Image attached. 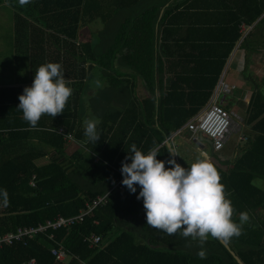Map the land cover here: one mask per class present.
<instances>
[{
    "label": "trees",
    "instance_id": "1",
    "mask_svg": "<svg viewBox=\"0 0 264 264\" xmlns=\"http://www.w3.org/2000/svg\"><path fill=\"white\" fill-rule=\"evenodd\" d=\"M194 1L0 0V6L14 10V49H26L30 66L19 85L0 87V188L8 194L6 203L0 198V237L58 216L77 215L123 179L122 161L132 143L144 152L156 148L157 159L170 167L167 161L173 156L166 141L208 105L243 37L241 25L264 17V0H234L233 18L218 25L229 27H217L220 36L213 41L210 33L216 29L197 27L193 20L194 9L201 8ZM141 3L147 6L134 10ZM99 22L105 24L102 34L93 33L89 42L76 44L82 26ZM47 62L61 64L72 94L63 113L43 115L32 126L17 109L18 97L32 84L38 66ZM94 69L106 80L91 98L99 118L97 143L87 140L79 119L81 96ZM136 79L147 87L149 94L143 99ZM246 113L247 140L231 161L222 160L204 139L210 163L232 202V219L239 223V214L248 213L239 236H209L201 244L191 237L168 235L146 224L143 201L137 199L139 187L131 193L123 185L124 191L84 222L40 233L26 244L3 246L0 264L32 258L41 264H80L77 257L89 264H264V187L255 183L264 182L260 91L253 94ZM61 128L84 142L85 149L75 146L71 151L73 143L58 133ZM92 234L102 237L100 247L91 249L85 242ZM59 244L72 256L68 263L52 255Z\"/></svg>",
    "mask_w": 264,
    "mask_h": 264
},
{
    "label": "clouds",
    "instance_id": "2",
    "mask_svg": "<svg viewBox=\"0 0 264 264\" xmlns=\"http://www.w3.org/2000/svg\"><path fill=\"white\" fill-rule=\"evenodd\" d=\"M24 3V0H20ZM72 89L66 83L62 66L47 62L38 66L33 82L19 95L17 109L23 119L36 126L43 115L55 117L63 113ZM98 119L84 121V135L89 142L97 143L100 134ZM122 161L121 183L131 193H139L145 209L146 224L168 235L191 237L203 244L209 236L229 238L239 236L242 225L248 221L247 212L239 214V223L232 219L234 209L225 192L216 168L207 157L197 159L183 167L175 159H157L156 148L142 151L135 143L127 150ZM170 153L175 156L174 152ZM7 190L0 188V198L7 202ZM203 256V250L200 252Z\"/></svg>",
    "mask_w": 264,
    "mask_h": 264
},
{
    "label": "crops",
    "instance_id": "3",
    "mask_svg": "<svg viewBox=\"0 0 264 264\" xmlns=\"http://www.w3.org/2000/svg\"><path fill=\"white\" fill-rule=\"evenodd\" d=\"M193 3H195L194 0ZM198 3L200 4L201 8H199L198 10L194 9L193 14L195 13L196 14L193 16V20L194 22L197 21L198 23L197 27L216 29L215 33H210V35L212 39H215L213 41H217L218 39L217 36H220L219 28L217 27H229V26H218L219 23L220 22L224 23L225 20H229L230 18H233V11L230 8L234 6V0H198ZM205 5L211 7L206 8ZM219 6L221 7V9L219 8ZM246 27H247L246 30L242 26L240 27V33L243 35V37L236 44L233 52L228 58L226 67L222 74L225 78V81L229 85L235 86V89L229 94L225 106V108L233 115V117H236L238 119V121L234 120V124H235L234 131H236L237 129L240 137L238 139V143L235 145V148L233 149V153L237 152L238 148L241 147L240 144H242L243 141H241L240 139L242 137H246L244 134V130L249 129L247 126H245L244 121L253 94L255 92L260 91L264 95V17L262 20L259 19L253 25H246ZM226 35L229 36L228 38H231L230 36H232V32H228ZM92 38L93 36L89 39L82 38L80 35L79 39L76 41V44L87 43ZM214 43H218V42H214ZM14 53H15V49H14ZM16 56L17 55L15 54V57ZM23 59L26 62V59L25 58ZM26 65L27 66H25V74L23 73L24 76H22L23 79H25L26 76H28L30 70L29 69L30 66L28 65V63ZM15 74L17 76V79L13 80L12 83L13 85H17V84L19 85V83H21L23 79L21 80L18 77V72H16ZM101 74L102 73H100L99 75ZM136 83H137L136 88L139 96L142 98L148 96L149 93L144 81L141 79H136ZM104 86H106V81L103 84V86L101 85L100 87L98 86L97 90H95L91 94V98L94 95H96L97 91H99ZM91 115L93 116V113ZM79 119L81 122L80 124L81 125L84 124L85 120L83 119V117ZM94 119H98L97 116L96 118L94 117ZM81 128L84 129V126L83 127L81 126ZM184 136H187L186 139L187 141H189V143L192 142L194 143V145H196L197 152L198 149H202L204 152L206 151V149L210 150V148L208 147V145L205 143L204 140H202L200 143H195L192 140L190 141L189 140L190 136L188 133L176 137L175 139H173L174 142L170 141L173 146L174 153L176 154L175 160L177 161V163L181 164L183 167H188L196 160L194 158L195 153L193 152L195 151V148L189 146L190 144L186 142L185 139H183ZM78 144L81 145L82 148H84V142L81 143L80 141H78ZM244 144L245 142L242 144V146ZM73 145H77V143H73ZM184 145L187 146L183 147ZM221 152L222 151H220L219 153ZM204 154L207 157V154L206 153ZM235 155L233 154L232 157H228L222 154L220 158L224 161L225 160L231 161L235 157ZM207 159L209 162L212 159L210 152L208 154ZM223 167L226 168V165H223Z\"/></svg>",
    "mask_w": 264,
    "mask_h": 264
},
{
    "label": "built area",
    "instance_id": "4",
    "mask_svg": "<svg viewBox=\"0 0 264 264\" xmlns=\"http://www.w3.org/2000/svg\"><path fill=\"white\" fill-rule=\"evenodd\" d=\"M241 26L245 30L247 29L245 24H242ZM234 89L235 86L229 85L222 75L208 105L168 140L173 141V139L176 137L188 133L190 139L195 143H200L202 140L208 139L211 142L212 148L215 152L222 151L228 144L235 126L233 115L225 108L227 98ZM58 133L63 135L64 139L68 143L78 144V140L75 138V136L73 134L66 133L64 129H59ZM240 140L246 142L247 139L246 137H242ZM121 181L122 179L116 183H112L111 187L104 195H100L88 202L85 209H82L75 216H58L54 220H48L44 224H40L36 227L18 228L16 231L10 232L0 237V248L5 245H12L15 243L26 244L28 240L34 239L40 233L57 231L61 229H70L76 224L84 222L88 215L92 214L96 209L106 205L114 194L125 190ZM31 186L35 187L34 181L31 182ZM95 223L98 224L97 221ZM50 238L53 239L54 235H50ZM102 241V237L96 234H92L85 239V242L91 249L100 247L102 245ZM51 252L59 262L68 263L72 259V256L61 244L53 247ZM77 259L80 260V264H89L88 262L81 260L79 257H77ZM19 264L41 263L36 258H32Z\"/></svg>",
    "mask_w": 264,
    "mask_h": 264
},
{
    "label": "rangeland",
    "instance_id": "5",
    "mask_svg": "<svg viewBox=\"0 0 264 264\" xmlns=\"http://www.w3.org/2000/svg\"><path fill=\"white\" fill-rule=\"evenodd\" d=\"M147 6V3H141L138 8H135L134 10H142ZM105 24L102 22H99L98 24L96 23H89L86 26H83L81 28L80 35L82 38H91L93 36V33H100L104 31ZM79 35V37H80ZM18 53V57H15V54ZM26 54V49H17L15 48V53H14V10L11 6L7 4H3L0 6V87H10L14 86L13 85V80L17 79L16 72H18V77L22 80L24 76L23 73L25 74V66H27V62L24 61L23 58H25ZM23 57V58H22ZM99 69H94L92 72L93 75L91 76V79L87 82L86 89L84 90L82 96H81V115L84 120L86 119H94L96 118L95 115V109L93 108V103L91 99V94L97 90L98 86L100 87L103 86L105 83V78L101 77V75L98 74ZM94 73L95 77H94ZM99 73H101L99 71ZM99 90V89H98ZM147 97V96H146ZM93 98V97H92ZM141 99H143L141 97ZM80 109V108H79ZM90 110V112H89ZM93 113V116L91 115ZM97 114V113H96ZM99 120V118H98ZM235 121H238L236 117H234ZM82 127L84 124L81 125ZM240 135L238 130L236 131L233 130V134L230 136L229 142L227 147H225L221 153L219 154H224L225 156L232 157L233 154V149L235 148V145L238 143ZM187 136H184L183 139L187 141ZM191 141V139H189ZM174 142V141H173ZM244 143V142H243ZM242 143V144H243ZM190 147L195 148V159H200L205 156L204 153L208 154L210 152L209 149H206V151L203 152L202 149H198L197 152V147L194 145V143L190 142L189 143ZM242 144L241 147H242ZM81 147V145H72L71 146V151L75 150L77 147ZM187 145H184L183 147H186ZM240 147V146H237ZM240 149V148H239ZM239 152V150H238ZM191 153V152H188ZM203 155V156H202ZM195 160V161H196ZM255 183L261 187H264V182L260 180H256Z\"/></svg>",
    "mask_w": 264,
    "mask_h": 264
},
{
    "label": "water",
    "instance_id": "6",
    "mask_svg": "<svg viewBox=\"0 0 264 264\" xmlns=\"http://www.w3.org/2000/svg\"><path fill=\"white\" fill-rule=\"evenodd\" d=\"M162 13H163V11H162ZM166 143H168V146L170 147L171 152H174V150H173V146H172L171 142H170L169 140H167ZM172 156H173V155H172ZM173 159H175V156H173ZM241 264H242V263H241Z\"/></svg>",
    "mask_w": 264,
    "mask_h": 264
}]
</instances>
